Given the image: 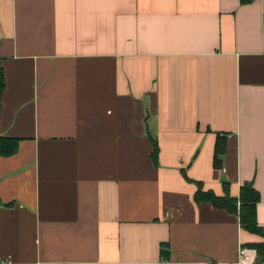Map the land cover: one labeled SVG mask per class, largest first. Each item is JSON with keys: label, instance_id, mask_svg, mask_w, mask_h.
Returning a JSON list of instances; mask_svg holds the SVG:
<instances>
[{"label": "crops", "instance_id": "0c3cea01", "mask_svg": "<svg viewBox=\"0 0 264 264\" xmlns=\"http://www.w3.org/2000/svg\"><path fill=\"white\" fill-rule=\"evenodd\" d=\"M0 73V264H254L264 0H0Z\"/></svg>", "mask_w": 264, "mask_h": 264}, {"label": "trees", "instance_id": "16d2710c", "mask_svg": "<svg viewBox=\"0 0 264 264\" xmlns=\"http://www.w3.org/2000/svg\"><path fill=\"white\" fill-rule=\"evenodd\" d=\"M3 81L2 75L0 73V93L2 91ZM17 148V140L15 139H5L0 137V156L6 157L13 155ZM217 149L215 152V167L218 166L216 162ZM157 157V146L154 141H152V151L150 158L153 164L156 163ZM258 194L252 188L251 184L245 183L239 189V194L237 199L229 197L225 194L223 197H216L211 192H202L200 188L194 193L195 202H208L216 209L225 210L228 213L236 214L239 221V226L242 230L258 235L263 238V241L258 244H253L250 247L255 251L256 255L260 258L264 257V234L261 228L257 225L255 218V205L258 202ZM160 254L162 257L166 255V247L163 245L160 249Z\"/></svg>", "mask_w": 264, "mask_h": 264}, {"label": "water", "instance_id": "95a60500", "mask_svg": "<svg viewBox=\"0 0 264 264\" xmlns=\"http://www.w3.org/2000/svg\"><path fill=\"white\" fill-rule=\"evenodd\" d=\"M260 261H261V258H260V257H257V258L255 259V261H254V264H259Z\"/></svg>", "mask_w": 264, "mask_h": 264}, {"label": "built area", "instance_id": "2783aa9c", "mask_svg": "<svg viewBox=\"0 0 264 264\" xmlns=\"http://www.w3.org/2000/svg\"><path fill=\"white\" fill-rule=\"evenodd\" d=\"M243 253H244V252H243L242 250H241V251H239V254H240V255H243Z\"/></svg>", "mask_w": 264, "mask_h": 264}]
</instances>
